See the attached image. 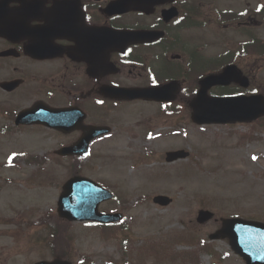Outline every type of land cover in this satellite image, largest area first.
I'll return each instance as SVG.
<instances>
[{"label":"rangeland","instance_id":"374dc122","mask_svg":"<svg viewBox=\"0 0 264 264\" xmlns=\"http://www.w3.org/2000/svg\"><path fill=\"white\" fill-rule=\"evenodd\" d=\"M212 5L214 10H224L234 0H215ZM213 42L218 41L212 37ZM217 48L210 54L217 55ZM9 105L10 101L0 98V106ZM135 108L130 139L121 147L102 149L104 157L85 162L82 172L114 193L115 199L99 209L121 211L123 231L117 230L116 237H103L93 224L70 223L65 230L74 241V250L71 255L67 248L61 253L69 255L73 264H161L130 251L164 234L168 241L179 235L182 240L196 237L209 243L200 244L194 263L185 257L181 263L165 264H245L226 239L208 242V235L219 227L221 217L264 221V122L257 123V130L241 124L193 128L187 123L179 129L175 119L162 117L152 122L148 139L143 137L144 128L133 125L152 116L153 109ZM244 134L253 138L243 141ZM180 147L190 151L187 161L165 163L164 152ZM53 149L40 142L36 130L16 128L12 119L0 117V264H32L52 258L49 232L39 220L50 213L45 222L53 223L62 182L70 174L68 165L61 168L51 159L39 166L27 159ZM150 151L153 157H147ZM158 193L172 197V204L167 208L153 205L151 197ZM200 208L213 211L217 220L196 223ZM56 229L62 241V224Z\"/></svg>","mask_w":264,"mask_h":264},{"label":"flooded vegetation","instance_id":"af4514ba","mask_svg":"<svg viewBox=\"0 0 264 264\" xmlns=\"http://www.w3.org/2000/svg\"><path fill=\"white\" fill-rule=\"evenodd\" d=\"M148 2L135 9L127 0H0V96L12 105L25 100L27 106L76 108L78 128L37 125L44 140L70 146L84 127L97 125L107 131L89 148L107 147L127 137L133 105H151L156 117L165 112L193 125L184 103L195 94L201 68H208L206 53L218 46L211 44L212 25L224 32L215 33L219 47L235 49L242 67L251 58L264 66V0H234L224 13L211 11V0ZM127 31H151L156 38L126 43ZM255 66L242 70L253 82ZM170 82L179 86L173 102L111 96L114 89Z\"/></svg>","mask_w":264,"mask_h":264},{"label":"water","instance_id":"95a60500","mask_svg":"<svg viewBox=\"0 0 264 264\" xmlns=\"http://www.w3.org/2000/svg\"><path fill=\"white\" fill-rule=\"evenodd\" d=\"M234 68H228L220 76L210 77L204 81L200 91L199 99L195 107L194 119L198 122H235L248 121L258 115L255 99L244 97L233 98H209L206 90L214 84H226L235 79ZM137 91H126L125 96L132 98L144 96L148 99L168 100L165 88L145 89L142 94ZM23 115V114H22ZM21 115V117H22ZM211 116V119H209ZM181 152L167 154V160L184 157ZM62 193L58 200V214L69 220H97L108 222L117 220L119 214H100L97 211L98 204L110 198V194L103 188L83 177H73L69 179L62 188ZM155 203L166 205L169 199L164 196L153 198ZM212 217L208 211H199L198 221L204 222ZM227 236L230 244L236 253L242 256L246 264H264V224L242 220L239 218L224 219L222 228L211 235V238ZM36 264H69L68 262H38Z\"/></svg>","mask_w":264,"mask_h":264}]
</instances>
